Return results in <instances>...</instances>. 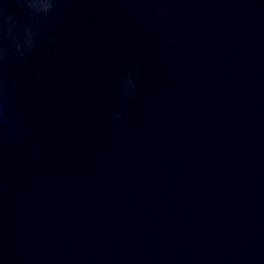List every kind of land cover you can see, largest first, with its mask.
Segmentation results:
<instances>
[{
  "label": "water",
  "instance_id": "95a60500",
  "mask_svg": "<svg viewBox=\"0 0 264 264\" xmlns=\"http://www.w3.org/2000/svg\"><path fill=\"white\" fill-rule=\"evenodd\" d=\"M68 2L3 68L0 264H264V0Z\"/></svg>",
  "mask_w": 264,
  "mask_h": 264
},
{
  "label": "clouds",
  "instance_id": "9594fccd",
  "mask_svg": "<svg viewBox=\"0 0 264 264\" xmlns=\"http://www.w3.org/2000/svg\"><path fill=\"white\" fill-rule=\"evenodd\" d=\"M71 7L68 0H0V124H7L10 117L15 115L17 93L23 84L20 78L5 75L4 66L27 61L34 55L45 36L55 58V36L46 33L45 26L58 16L68 19ZM156 15L162 20L163 10L157 9ZM57 68L58 59L44 70L40 79H44L50 71ZM121 87L125 99L136 92V83L131 75L121 81ZM120 116L121 113L116 112L114 122L118 121Z\"/></svg>",
  "mask_w": 264,
  "mask_h": 264
}]
</instances>
